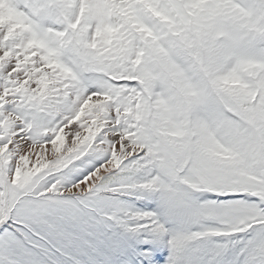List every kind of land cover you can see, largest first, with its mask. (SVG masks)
<instances>
[{
	"label": "snow or ice",
	"instance_id": "snow-or-ice-1",
	"mask_svg": "<svg viewBox=\"0 0 264 264\" xmlns=\"http://www.w3.org/2000/svg\"><path fill=\"white\" fill-rule=\"evenodd\" d=\"M0 264H264V0H0Z\"/></svg>",
	"mask_w": 264,
	"mask_h": 264
}]
</instances>
